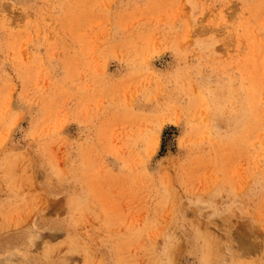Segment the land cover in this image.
<instances>
[{
    "label": "rangeland",
    "instance_id": "1",
    "mask_svg": "<svg viewBox=\"0 0 264 264\" xmlns=\"http://www.w3.org/2000/svg\"><path fill=\"white\" fill-rule=\"evenodd\" d=\"M0 264H264V0H0Z\"/></svg>",
    "mask_w": 264,
    "mask_h": 264
}]
</instances>
